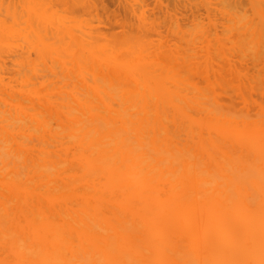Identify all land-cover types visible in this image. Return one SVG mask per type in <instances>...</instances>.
Listing matches in <instances>:
<instances>
[{"label":"bare ground","instance_id":"bare-ground-1","mask_svg":"<svg viewBox=\"0 0 264 264\" xmlns=\"http://www.w3.org/2000/svg\"><path fill=\"white\" fill-rule=\"evenodd\" d=\"M3 1H0V264H264V125L260 118L256 119L259 115H251V110L253 113L258 107H252L256 100L252 98L255 87L249 90V86L245 84L242 87V84L240 89L234 91V76L229 79L223 75L224 66H218L220 70L214 73L208 58L200 64L205 55L198 60V54L194 53L200 47H191L190 50L192 53L194 48L193 53L197 57H190V53L187 55L189 51L185 49L184 56L180 54L184 53L183 50L178 49L180 53L175 51V47L183 40L181 36L180 40L177 39L179 43L176 39L174 42L171 40L173 44L170 46H174V53L180 54L182 58H178L180 55L176 57L172 49L170 52L174 56L170 52L167 55L164 53L166 51L159 54V50L154 47L156 44L152 45L151 50V43L148 46L146 41L151 39L152 42V38H149L152 34L148 39V34L143 36L144 29L136 31L134 28L140 21L134 22L136 26L134 23L131 25L129 19L133 17L128 18L132 27H129L130 30L127 27L129 24H126L124 28L127 27L128 31L125 33L111 31L112 27L119 31L120 25L119 22H116L117 26H114L115 23L107 25L106 20L114 18L116 21L117 15H114L115 12L113 14L112 9H103L104 0L97 3L103 8L96 10L105 11L103 18L106 20L103 22L102 17H86L87 13L84 12L78 15L80 18L82 15L83 19L90 18L94 24L98 21V26L100 21V26L104 27L102 23H106L105 33L104 28L99 31L97 25H91L94 29H90L93 35L89 42L86 40L89 39V29L84 27L89 23L81 20V24L75 20L79 17H71L77 14H72L77 5H70L73 10L68 7L71 11L68 20L71 17V21L79 22L83 25L79 24V28H85L88 34L86 36L85 32L79 31L77 25L73 29L69 27L71 31L76 30L73 35L81 36L80 40L84 37L83 40L87 41V45L81 40V45L76 43L73 47L71 43V47L66 43L67 40L63 42V38L67 39L72 33L57 23L58 16L61 17L63 13L66 17L69 11H61L58 15L57 10L60 11L70 0H64L66 3L57 0V4L44 0L48 5L42 4L45 7L42 10L37 9V1L36 5L32 0L34 9L39 12L47 8L40 19H36L39 13L35 12L36 21L31 19L34 11L27 6H32L30 0L29 4L26 2L28 9L21 5L23 0H8L12 4L7 6H4L6 0L5 4H2ZM16 1L20 4L13 5ZM61 1L62 6L59 3ZM78 1L82 3L84 0H77L79 4ZM91 1L87 7L94 6V1L93 4ZM116 1L112 0L113 4ZM169 1L173 4V0H167V5L171 4ZM182 1L185 0L180 1L183 5ZM215 1V8L216 5L222 6L225 1V4L231 2L224 0L219 5ZM242 1L234 2L236 6L230 2L227 5L237 8L243 7L245 3L246 7L250 4L248 0ZM40 2L43 3L42 0ZM145 2L151 10L149 3L152 2ZM155 2L159 4L162 1ZM260 2L257 3L259 6L262 2L264 4V0ZM203 3L206 4L201 0L202 6ZM140 4L137 6L142 7ZM54 5L56 12H48L49 9L53 11L51 8ZM194 5L196 3L190 6ZM120 6L123 7L122 4ZM187 6L184 10H187ZM125 8L130 12L135 11L129 10L130 6L126 3ZM158 8L156 10H161ZM214 9L211 8V11L218 14ZM106 11L111 14L107 15ZM128 11L119 12L123 15L120 14L122 19L119 24L125 22L122 21L127 18ZM196 12H200V15L204 11L196 6ZM147 13L144 12L147 17L143 13L138 16L136 12L127 15L134 14L136 18H142V23L144 20L153 21L152 18L149 20L151 12ZM165 13L156 17L155 14L151 15L160 27L158 30H161L159 25H174L166 28H176L180 35L182 29L184 35H181L188 42L187 46L192 35L188 38L189 34L206 26L204 22L208 23L207 19L211 16L204 18L206 20L201 23L203 18L198 15L201 20H196L197 23L200 21L198 24L201 27L195 28L198 24L194 22L195 27H191L195 30L190 28L193 21H188V17L191 20L192 16H184L185 20L188 18L189 24L185 30L192 31L186 32L189 33L187 36L184 32L186 25L181 27L183 22L179 21L178 24H181L178 25L176 21L175 24L181 27L179 30L174 23L167 24L168 19L165 17L168 15ZM250 13L242 14L243 17L235 14L238 24L241 21L242 25V20L247 19L245 16ZM218 15L220 17V13ZM230 15L237 18L234 13ZM162 16L166 24L161 23ZM134 18L132 21L137 20ZM259 19L263 20V17ZM228 20L224 23H227L226 26L237 23V20ZM215 21L211 22L215 25ZM33 22L35 26L37 23L36 27ZM153 23L142 28L155 32L157 26ZM248 24L243 23V31ZM218 25L216 27L221 29ZM255 25L251 27L259 29ZM241 27L239 25L237 31L222 28L230 33L236 31V34L229 33L230 36L240 34L241 40L234 35L238 44L234 45L235 39L232 37L229 41L233 44L231 42L230 45L226 39H222V42L219 40L224 44L228 42L226 45L230 47L242 45L247 50L246 54L239 51L242 56H238V51H229L237 54L238 59L234 58L239 62L243 55L242 59L249 56L248 52L250 63L258 53L264 51L263 42L259 39L258 43L263 48H254L257 43V36L254 35L255 39L252 40L256 43L250 47L251 40L248 43L250 49L244 47L242 40L246 38L243 41L247 44V39L251 38L244 34L247 35L251 27L246 28L244 34L238 32ZM172 29L169 31L175 33ZM212 29L209 30L212 32ZM94 30H98V33L94 34ZM140 31H143L142 37L138 34ZM210 31L209 34L206 31L209 37L205 35V38L215 42V36ZM80 32L83 35H79L82 34ZM165 32L162 31V34L167 36L168 32ZM200 32H204V28ZM174 33L170 36H175ZM202 37L201 40H205ZM163 38L161 34L157 37L159 45H162L160 40ZM153 39L156 41L155 37ZM164 40L163 43L167 41ZM185 42L182 44L185 45ZM197 42L192 46L205 44L204 41ZM66 44L70 48L69 52H66ZM207 47L211 49L210 45ZM251 48L255 49L254 52L258 49V53L253 54L255 57L253 51L250 52ZM165 49H168L167 46ZM31 51L36 52V58H32ZM214 51L215 48L210 55ZM226 53H221V57ZM215 54L213 58L219 60ZM262 54L258 57L261 55L259 58L263 60ZM216 59L210 60L216 62ZM220 61L227 65L229 60L220 58ZM251 65V68L255 66L253 63ZM260 65L256 67H262ZM257 68L255 74L261 80L258 73L262 69L258 71ZM252 70L253 76L255 70ZM251 73L245 75L248 77ZM239 77L242 82L243 77ZM248 80L251 81L249 77ZM261 86H256L254 91L260 92ZM260 99L264 100V95ZM259 100L256 102L261 104L262 100ZM263 102L261 107H264ZM253 117L258 121H253Z\"/></svg>","mask_w":264,"mask_h":264},{"label":"rangeland","instance_id":"rangeland-1","mask_svg":"<svg viewBox=\"0 0 264 264\" xmlns=\"http://www.w3.org/2000/svg\"><path fill=\"white\" fill-rule=\"evenodd\" d=\"M0 1H3V0H0ZM4 1H5V0H4ZM4 1H3V3H2V4H5V2H6V5H4V6L9 5V3H10L11 1H12V2H15V0H9L10 2H9L8 0H6L5 2H4ZM17 1H18V0H17ZM17 1H16V4L14 3L13 5H19L20 3L18 4ZM20 1H21V0H19L18 2H20ZM31 1H32V0H30V4L32 5ZM36 1H37V2H36ZM36 1L34 0L33 3L36 2V3L38 4V6H35V7H37V9L40 8V9L42 10L43 8H45V7H43L44 5H45V6L48 5V4H46V2H44V0H42L43 3L40 2L41 0H39V1L36 0ZM49 1H50L51 3H53V4H54V3H56V4L58 3L57 0H55V1H57V2H55L54 0H49ZM52 1H54V2H52ZM59 1H60V0H59ZM63 1H64V0H63ZM63 1L59 2V3H61V6L63 5ZM67 1H69V0H67ZM70 1H71V0H70ZM70 1L68 2V3H70V4L67 3L66 5H63V6H62V9H63V10H62V9H61L60 11L57 10L56 6L54 5L53 8H51L53 11H51V10L49 9L50 11L48 10V12H54V11H55L54 9L56 8V10H57V14L59 15V13H60L61 11H64V12H65V11H68L69 8H70V9L72 8V10H73V7L70 6L72 3L75 4L74 6L77 5V7H76L77 9H75V7H74L75 10H73V13H72V14H74V15H75L76 13H77V14H76L75 16H71V15H72V14H71L70 16H71L73 19H74L76 16H77V18L79 17L78 20L75 18V20H76V21H79V22H81V20H82V22H83L84 20H86L87 24L89 23L90 25H89V24H88V26H87V25H86V26L84 25V27L88 28L89 31H87L85 28H84L85 30H84V29L82 30L83 27H82V28H79V26L82 24V22H81V24H80L79 22H75V20H74V22H73V21H71V19H72L71 17H70V20H68L69 17L67 18V16H69V14H70L69 12H71L70 10L68 11V15H66L67 12H66V14L64 13V14L66 15V17H65V16L63 15V13L61 12V13H62V14H60L61 17L58 16L59 21H57V23H58L59 25L64 26V28H67V29H69V27H70L71 29H73V26L77 25L79 31H83V33L85 32V35H86V36L89 34V35H88V38H89V39H86L88 42H89V40H90V36H91V34L93 33L92 30H90V29H91V27L93 26L94 21L91 20L90 18H87L88 20L85 19V18L88 17V15H89V16L91 15V17H94V18H96V17H99V19H100L101 17L103 18V17H104V16H103V13H105V11H102V12L96 11L97 9L99 10L100 7L103 8V6H104L103 9H106V8H107V9H112L113 14H114V12H115L114 15H117V16L115 17V18H116V21H115L114 18H113V19H110V18L112 17V15H111V17H110V16H107V17H106V18L110 19V21H109V20H106L105 18H103V20L101 19L102 22L104 21V19L106 20V23H107V21H108L107 25H109V24H110V25H113V23H115L114 26H117V23H118V22L121 23V19H122L123 15H122L121 13H119V12L125 13V11H128V10L125 8V3L128 4V5L130 6V8H128V9H129V10L131 9V11H132V9L135 10V11H132V12H134V14H135V12L138 13V16H139V14H141V15H142V13L144 14V12H146V13H147V12H151L150 15H149V16H150V19H149V20H152V19H153V21H146V22H145V20H144V21H143L144 23H142V22H141V21H142V18L140 19V18L138 17V18L140 19V20H139L138 18H136V16H135L134 14H133L132 16H129V17H128V15H131V14H132V12L128 11L127 14H128L129 12H130V13H129L128 15L126 14V17H127V18H125V19H127V20L124 19L122 22H124V21H125V22L122 23V25L118 23V26H119V25L122 26V29H120V26H119V27H118V28H119V29H118L119 31H116L115 27H114L115 30H114L113 27H112L111 31H113V32L115 31V33H116V32H117V33L120 32V34H121L122 31H123L122 33H125L126 31H128V30L126 29L127 27H128V28H129V27L132 28L131 25H132L134 22H137V23H138V21H140V22H141V25H140V22H139V25H137V26H136V24L134 23L135 26H136V28H134V29H135L136 31H138V30H140V29H144L143 31H145V32H144L143 36H144L145 34H148V36H147V38H148L150 34H152L151 36H154V34H157V36H156V35L154 36V37L156 38V41H157V40H158L157 37H160V34H161V36H163V37L165 38V40H167L166 42L169 41L168 43H166L165 40H164V38H163V40H164V42H165V43H163V40H160V42L162 41L161 44H162V45H163V44L165 45V46H162V45H159L158 41L156 42V41L153 39L154 37H151V36L149 37V38H152V42H151V39L148 40L149 38H148V39H147V38H143V40H145V41L148 40V41H146V42H148V43H147L148 46H149V44L151 43V45L149 46L150 48L153 47V46L156 44V46H159V47H158V48H157L156 46H154V47H155V49L159 50L158 53L160 54V53H162V51H166V52H164V53H166L167 55H169V54L171 53V52H170V49L173 50V51L171 50L173 53H174V50H175V49H174V46H172V47L170 46V44H171V45L173 44L171 40H173V42H174V41H176L177 39L180 40V39L182 38L184 41L182 40V41H180V43L178 42V40L176 41V42L179 43V44H182V42H185V41H186L185 38H184V36L181 35V34L184 35V33H182L183 30L181 29V27H182V25H184V24L186 25V26L184 27V32H185V33L188 32V31L190 30V29H188V31H186V30H187L186 27L189 28V27H188L189 24H187V20H188V18H189L188 21H190V22L193 21L192 23L195 22L196 24H198V23H200V21H199L200 18H203L202 20L200 19V20H201V23H203V21H205V20L207 19V17H209V16L211 15V16L207 19V20H209V21H207L208 23H206V21H205V22H204V23H205L204 25H206V26L202 25V26H204V27H202L201 30H195V29H194L193 27H191V26L193 25V26L195 27L196 24H195V23H194V24L190 23V28H192L193 30H195V32L189 31V32H192V33H190V34H189V33H186L187 36H188V34H189L188 38H190V35L192 34V35H191V38H190V42H192V43H191V46H190V49H189V47H188L189 44H190V42H189L188 46L186 45L188 42H187V43L185 42V45H184V43L182 44L183 46L181 45V48H182V49H181V48H178V47H180L179 44H178V47H175V48H177L175 51H178V53H180L181 50L185 49L186 52L189 51V52H187V53H188L187 55H189L190 50H191V47H194V48H195V47H196V48L200 47V48H198L197 50H195L196 48H195V49L192 48L193 51L195 50L194 53L198 54V57H199L198 60H200L201 57H203V56L205 55V56L202 58L203 60H202V59H201L202 61L200 60V64L203 63V62H206V59L208 58V59H209V60L207 59L208 62H209V61H210V63L212 62L213 72H214V71H215V72L217 71L218 66H219V67H223V66H224V67H223L224 69L222 70L223 75H226L227 78H229V79H232L233 76H234V79H233V80H235V82L233 83L234 91L240 89V87H241L242 84H243L242 87H244V85L246 84L245 86H249V88H250L249 90H252L251 88H254V87H255V88L253 89V91H252V92H253V95H252L253 101H254V99L259 100L260 97L262 98V96L264 95V93H263V94L261 93V91L263 92V90H264V89H263V88H264V87H263V86H264V81H263V78H264V77L262 76V75H264V74H261V73H264V71H263V69H264V63H263L264 61H263V60H264V59L262 60V58H259V57H261V55L258 57V55H259V54H262L264 51H262L261 53H258V52H257L258 49H256V52H254V50H255L254 48H256V47H257V48H258V47L261 48V47H262V46H260L261 44L259 45L260 42H263L262 45H263V47H264V39H263V38H264V34L262 33V31H263L262 29H264V25H263V24H264V15H261L262 13H264L263 11H262V13H261V10L264 9V6H263L264 4L262 5V3H263L262 0H261L262 3L260 2V0H252V1H253V4H252V1H249V0H248L247 3L249 2L250 4H249V5L247 4V5H248L249 7H248V6L246 7V5H245L246 3H245V4H243V7H242V6H240V7L237 6V8H234V7L236 6L235 4H236V3H240L242 0H241V1L234 0L233 2H232V0H231V2L229 1L230 4H232V5L234 4V5H235L233 8L228 7L227 4H229V2H228L227 4H225L226 1L223 2L224 0H218V1L216 0L215 2L218 3V4H219L220 2H223V3L225 4V6L223 5V3H222V6H221L220 4H219L220 6L216 5V8H215V6H213V4L215 5L214 0H203V2H206V4L208 3L207 5H206L205 3H203V6H204V7H203L202 4H201V0H200L199 2H198L197 0H196V1L193 0V1H195V2H193V1L190 2V0H185L184 2L187 3L189 6H190L191 4L193 5V3H194V4L196 3V5H194L195 7L190 6L191 8L193 7V9H191L189 6H187V4L185 5V3H184L183 1H182V2H183V5L180 4V1H181V0H180V1H178V0H173V4L169 1L172 5H171V4L167 5V0H166V1H165V0H164V1L161 0V1L164 2V3H162V2L159 0V2H161V3H159V4H157L158 2H155V1H158V0H155L154 2H153V0H150V1L147 0L148 3H149V2H152V4H153V6H152V4L149 3V5H151L150 7L153 8V9L151 8V10H150L149 6H147V4H146V2H145L146 0H145V1H144V0H141L142 2L144 1L142 4H140V3H141L140 0H139V1H140L139 3H138V0H136L137 2L135 1V2L137 3V5H139V4H140V5H143L142 7H141V6H137V5H135V4H134V3H135L134 0H133V2H131V1H129V0H127V1H126V0H122L123 3L120 1L123 7L120 6L121 4H120L119 0H117V1H116L117 3H115V4H118V5L113 4L112 0H111V1L106 0V2H105V0H104L103 3H102V1L100 2V3H102L103 6H101V5L98 4V6H99V7H98V6H97V3H99V0H93V1H94V6L91 5L92 7H94L93 9H92L91 6H90V7H87V5H88V6L90 5V2H89V1H91V0H84L85 2L82 1V3L78 1L79 4L77 3V0H74V1L72 0L73 2H72V1L70 2ZM86 1H87V3H86ZM93 1H91L92 4H93ZM114 1H115V0H114ZM128 1H129V3H132L133 5L129 4ZM171 1H172V0H171ZM175 1H177V2H175ZM187 1H188V2H187ZM208 1H211V2H208ZM236 1H237V2H236ZM21 2H22L21 5H23L24 7L27 5V3L29 4V0H23V1H21ZM26 2H27V3H26ZM38 2H40V3H38ZM64 2L66 3V1H64ZM83 2H84L85 4H83ZM111 2H112V3H111ZM169 2H168V3H169ZM182 2H181V3H182ZM234 2H236V3H234ZM242 2H243V1H242ZM244 2H245V1H244ZM259 2L261 3L260 6L257 4V3H259ZM36 3H35V4H36ZM44 3H45V4H44ZM48 3H49V2H48ZM105 3H106L107 5H106ZM144 3H145L146 6H144ZM178 3H179L182 7H184V8H185V6H187V10H186V9L184 10V8H183V10H182V8L178 5ZM189 3H190V4H189ZM211 3H212V4H211ZM10 4H12V3H10ZM24 4H25V5H24ZM35 4H34V5H35ZM37 4H36V5H37ZM42 4H43V6H42ZM49 4H50V3H49ZM108 4H109V5H108ZM119 4H120V5H119ZM155 4H156V5H155ZM164 4H166V5H164ZM176 4H177V5H176ZM204 4L207 6L208 9H209V7H211V5H212V7H211L212 10L215 8L216 10L214 9V11H217V12H218V8L220 7L221 9L219 8V12H218V14L220 13V17H219V15H218L217 13H216V14H215V12L213 13V11H211V8H210L209 10H208L207 8H205L206 6H205ZM50 5H51V4H50ZM50 5H49V6H50ZM81 5H83V6L80 7ZM105 5H106V7H105ZM157 5H159V6H157ZM161 5H162V6H161ZM226 5H227V6H226ZM237 5H239V4H237ZM241 5H242V4H241ZM244 5H245V7H244ZM254 5H255V6H254ZM257 5H258L259 7H261V8H263V9L259 8ZM261 5H262V6H261ZM27 6H28L29 8H32V10L34 11V14L32 15V18H31V19H33V20H35V21H36V19H38V17H39V19H40V17H41L40 15L42 14V12L44 13V11L47 10V8H46L44 11H41V10L39 9V10H40V12H39L37 9H34L35 7H34L33 5H32V6L27 5ZM27 6H26V8L28 9ZM40 6H41V7H40ZM49 6H47V7H49ZM57 6L59 7V5H57ZM78 6H79V7H78ZM95 6H97V8H96ZM118 6H119V7H118ZM155 6H157V7H155ZM164 6H165V7H164ZM173 6H176L177 8L179 7L180 9L178 8V11H179V10H180V11L182 10L181 13H180V11H179V12H178V11H175V9H177V8H176V7H173ZM196 6H197V8H198V6H199V7L201 8V10L204 11V12H202V14L199 15L200 12H199V13L196 12ZM229 6H230V5H229ZM251 6H252V8H251ZM50 7H51V6H50ZM54 7H55V8H54ZM65 7H66V8H65ZM68 7H69V8H68ZM117 7H118V8H117ZM126 7H128V6H126ZM132 7H133V8H132ZM146 7H148V8H146ZM158 7H159L162 11H161V10H159V11L156 10ZM167 7H168V8H167ZM217 7H218V8H217ZM255 7H256V8H255ZM89 8H91V10H90ZM159 8H158V9H159ZM164 8H166V9H165L166 11H163ZM188 8H190L191 10H195V11H190V9H188ZM202 8H203L204 10H203ZM223 8H225L227 11H226V10H225V11H222V10H224ZM19 9H20V8H19ZM58 9H59V8H58ZM64 9H65V10H64ZM88 9H89L91 12H89ZM107 9H106V10H107ZM117 9H118L119 11H118ZM145 9H147V10H145ZM205 9H206V10H205ZM243 9H244V10H243ZM254 9H256V10L258 9V10H257L258 13L255 12L256 10L254 11ZM29 10H31V9H29ZM32 10H31L30 12L33 13ZM36 10H37V11H36ZM100 10H101V9H100ZM149 10H150V11H149ZM153 10H154V11H153ZM167 10H168V11H167ZM199 10H200V9H198L197 11H199ZM245 10H246V11H245ZM109 11L112 12L111 10H109ZM117 11H118V12H117ZM123 11H124V12H123ZM143 11H144V12H143ZM155 11H158V12L156 13L157 15L155 14ZM183 11H184V12H183ZM205 11H207V13H205ZM221 11H222V13H221ZM35 12H38V13H39L38 16L36 15L37 18H36V16H35ZM55 12H56V11H55ZM74 12H75V13H74ZM81 12L87 13V16H86V17H85L84 14H83V16L85 17L84 19H83L82 15H81V18H80V16H78V15L81 14ZM106 12H107V11H106ZM159 12H160L161 14H163V13L166 12V13H165L166 16L168 15L167 18L165 17V19H168V20H166V21H168L167 24H170V23H171V24H172V23L175 24L176 21H177V24H178L179 21H182V22H183V24H181V22L179 23V24H181V27H180V28H179V26H178L179 24H178V25L175 24V25H176L175 27L178 26V29H179V30L181 29V31H182V32H181V31H178V32H181L180 35L177 34V30H175L176 28H175V29H172V27H174V25H164V27H163L162 25H159V26H161V30H160V29L158 30V28H160V27H158V25L156 24V21L154 22V19H155L156 16H159V15H160ZM176 12L179 13L180 15L177 14ZM189 12H190V13L192 12V14L190 15ZM224 12H225V13H224ZM228 12H229V14H228ZM230 12H231L232 14L234 13V15L237 14V15H239V16H241V17H243L242 14H245V13L249 14V12H251V13H250L251 16H250V15H249V16H248V15H247V16L244 15L245 17H247V19L245 18L247 21H246L245 19L242 20V21H243V22H242V25H243V23H244V24H248V23L250 22L251 24H248V25H247V27H246L247 29H249V28L251 27V25L254 26L255 24H256L255 26H258L259 29H257V27H255L256 29H254V28H252V27H253V26H252L251 29H249V31L247 32V31H246V28H245V29H244L245 32H247L248 34H249L250 31H251V32H250L249 35H248V34H247V35L244 34V33H243L244 31H243V28H242L243 26L241 25V21H240V24H238V23H239L238 20H237V19H238V16L235 15V16H237V18H236V17H234L233 15H230V14H231ZM243 12H245V13H243ZM259 12H260V13H259ZM118 13H119V15H118ZM185 13H187V14L189 13V15H186ZM226 13H227V16H226ZM252 13H253V15H252ZM106 14L109 15V14H111V13L107 12ZM120 14L122 15V17L120 16ZM154 14H155V17H154V16L152 17L151 15H154ZM158 14H159V15H158ZM170 14H171V15H170ZM174 14H175V15H176V14L178 15V16H176L177 18L174 16ZM181 14H184V15H182V16H183V19H184V16H192V17H191V20H190V17H188L187 20H185V19H186V18H185V19H184V21H186V23H185V22L183 21V19H182ZM194 14L197 15V17L195 16V21H194ZM205 14H206V15H205ZM207 14H208V15H207ZM222 14H223V15L225 14V15H224L225 17L221 18V17L223 16ZM254 14H255L256 17L254 16ZM257 14H258V15H257ZM85 15H86V14H85ZM104 15H105V14H104ZM136 15H137V14H136ZM141 15H140V16H141ZM147 15H148V13H147ZM163 15H164V14H163ZM172 15H173V16H172ZM198 15H199L200 18L198 17ZM203 15H204V16H203ZM144 16H146V15L144 14ZM171 16H172V17H171ZM180 16H181V17H180ZM201 16H203V17H201ZM228 16H229V17H228ZM232 16H233V17H232ZM117 17H118V18H117ZM124 17H125V14H124ZM130 17H133V18L135 17L137 20H133V21H132L133 18H130ZM141 17H143V16H141ZM146 17H147V16H146ZM160 17H161V16H160ZM179 17H180V18H179ZM231 17H232V18H231ZM253 17H254V18H253ZM257 17H258V18H257ZM259 17H260V18L263 17V20L259 19ZM35 18H36V19H35ZM120 18H121V19H120ZM128 18L131 19V20L129 19V21H131L130 24L132 23L131 25L129 24ZM135 18H134V19H135ZM144 18H145V17H144ZM151 18H152V19H151ZM163 18H164V17L162 16V20H161V19H159V18L157 17V20H158V21L161 20L162 22H161V21H159V22H161V23L163 24L164 21H165ZM173 18H176V19H173ZM197 18H199V19H198V21H199L198 23H197V20H196ZM204 18H206V19H204ZM225 18L227 19V21H229L228 19L230 18L232 22H233V20H237V23H236V24H238V25H237V28L239 29V25H240V27L242 26V27H241V28H242L241 31L239 30L238 32L243 33V34L245 35V37H251L250 39H247V40H248V41H246L247 44H245V42H244L246 38L243 39L244 41L242 40V42L244 43V44H243L244 47L248 48L249 45H251L250 47H252V44H255V43L257 42V43L255 44V47H254V48H251L252 50H251L250 52L253 51L252 55H253L254 53H255L254 55H256V54L258 53V55H256V56H257L256 58H259L260 60H258V59L255 60L256 58L253 59V58L255 57V56L253 55L254 57H253V56H252L253 58L251 57L253 60L249 63V62H248V61H249V60H248V59H249L248 57L250 56V54H248V52H247V56L249 55V56L247 57L248 59H247V58L242 59V58H244V55H243V57H241V61H240V62H239V60H238V61L236 60V59H238L237 57L241 55V54L239 55V51H240V52L242 51V53L244 52L243 54H246L245 52H246L247 50L245 49V50H246V51H245L244 48H242V45H239L240 47H238V45L234 46L235 43L238 44L237 40H238V39L241 40V37L239 38V35H240V34L235 35V34H236V31H237V28H236V26H235L236 24L234 25L233 23H232V24L229 23V24H228L229 27L226 26L227 23L224 24L225 21H226ZM234 18H236V19H234ZM249 18H251V19H249ZM64 19H66V20H64ZM73 19H72V20H73ZM89 19H90V21H89ZM99 19L97 18V20H99ZM118 19H119L120 21H118ZM171 19L174 20L175 22H174V21L170 22ZM178 19H179V20H178ZM180 19H181V20H180ZM212 19H213V20H212ZM214 19H216V20L219 19V21H218V20L215 21ZM221 19H222L224 22L221 21ZM232 19H233V20H232ZM240 19H241V18H240ZM240 19H239V20H240ZM256 19H257L258 21H257ZM113 20H114V21H113ZM146 20H147V19H146ZM163 20H164V21H163ZM248 20H249V21H248ZM250 20H252V21H250ZM253 20H255L257 23L254 22V23L252 24ZM88 21H89V22H88ZM92 21H93V23H92ZM126 21H128V23H127ZM211 21H212V22L215 21L216 24L214 25V23H212ZM227 21H226V22H227ZM231 21H230V22H231ZM244 21H245L246 23H245ZM259 21H260V23H258ZM261 21H262V23H261ZM67 22H68L69 24H68ZM86 22H84V23H86ZM95 22H97V24H99L98 21H95ZM109 22H110V23H109ZM116 22H117V23H116ZM153 22H154V23H153ZM62 23H63V24H62ZM65 23H67L68 25L66 24V26H65ZM77 23H78V24H77ZM106 23L104 22V23H102V25L105 24V26H106ZM147 23H148V24H147ZM149 23H150V24H149ZM152 23H153L155 26H157L156 29H157L158 32H157V31L152 32V31L146 30L145 27L142 28V27L145 26V25H146V27H149L150 25H152ZM188 23H189V22H188ZM209 23H210V24H209ZM234 23H235V21H234ZM34 24H35V22H33V25H34ZM41 24H42V23H41ZM72 24H74V25H72ZM79 24H80V25H79ZM97 24L95 23L94 25H97ZM126 24H129V25L127 26ZM158 24H160V23H158ZM164 24H166V23H164ZM218 24H219V25L221 24V25L219 26ZM259 24H260V25H259ZM54 25H55V23H54ZM91 25H92V26H91ZM100 25H101V21H100ZM100 25H99V26H100ZM200 25H201V24H198L195 28H198V29H199V28L201 27ZM208 25H209V26H208ZM210 25H211V26H210ZM217 25H218V27H221V29L217 28V27H216ZM223 25H225V26H223ZM230 25H231V27H230ZM233 25H234L235 28L233 27ZM34 26H35V25H34ZM36 26H37V23H36ZM36 26H35V27H36ZM52 26H53V25H52ZM81 26H83V25H81ZM99 26H98V25L96 26V27L99 28V31H100V28H101V29L104 28V32H103V33H105V28H106V27H105V26H104V27H103V26H100V27H99ZM124 26H127V27L124 28ZM138 26H139V27L141 26V28H139ZM167 26H172V27H169V29H168V28H166ZM207 26H208V27H207ZM244 26H246V25H244ZM259 26H260V27H259ZM32 27H33V26H32ZM89 27H90V28H89ZM133 27H134V26H133ZM162 27L165 28L166 30H164ZM205 27L207 28V30H206ZM209 27H210V28H209ZM211 27H213V29H214V31H215L214 33H216L217 31H219V32L216 33V34H214V33H213V29H212ZM214 27H215V28H214ZM224 27H227L226 29H230V28L236 29V31H234L233 29H231V30L235 32L234 35H235V36H238V37H237L238 39L236 40L235 37H234V35H233V36H232V35L230 36V35H229V33H230L229 31L226 32L227 30L222 29V28H224ZM74 28H75V27H74ZM92 28H93V27H92ZM123 28H124V29H123ZM130 28H129V30H130ZM137 28H138V29H137ZM203 28H204V32L201 33L200 31H203ZM76 29H77V27H76ZM93 29H94V28H93ZM170 29H172L173 31L175 30V33H176V34H175L174 32H172V33L175 34V36H173V35L170 36V35L172 34V33L169 31ZM185 29H186V30H185ZM209 29H212V32H211ZM217 29H218V30H217ZM253 29H254V30H253ZM69 30H70V29H69ZM205 30L208 31V32H207L208 34H209V31H210L211 34H213L212 36H215V40H216L215 42H217V45H216V43L213 42V41H207V39H208L209 36H208V34L206 35V31H205ZM223 30H224V31H223ZM252 30H253V31H252ZM256 30H257V33H256ZM261 30H262V31H261ZM74 31H76V30H74ZM74 31H71V30H70V32L72 33V35H71V34H70V36L68 35V36H67V39H65V40H64V38H63V42L67 40L66 43H69V46H70V47H71V45H72V47H73L74 45H76V43H77L78 45H81V44H82V43H81V40H83V38H84V37H83V38L80 40L79 37H81V36H78V35H76V34L73 35V32H74ZM86 31L88 32V34H87ZM90 31H91V32H90ZM94 31H96L94 34L98 33V32H97L98 30H94ZM101 31H103V30H101ZM111 31H110V32H111ZM143 31H142V32H143ZM147 31H149V32H147ZM160 31H161V32H160ZM162 31H163V33H164L165 31L168 32V33L165 32V34H166V33H167L168 35H169V33H171V34L169 35V37H167L168 35H167V36L163 35V34H162ZM197 31H198V32H197ZM222 31H223V32H222ZM113 32H112V33H113ZM142 32L140 31V32H138V34H141ZM221 32H222L223 34H222ZM234 32H231L230 34H232V33H234ZM238 32H237V33H238ZM74 33H75V32H74ZM80 33H82V32H80ZM83 33H82V34H79V35H83ZM153 33H154V34H153ZM158 33H160V34H158ZM194 33H195V35H194ZM199 33H201V34H199ZM251 33H252V35H251ZM255 33H256V34H255ZM218 34H219V35H218ZM220 34H222L223 36L225 35L226 37L229 36L230 38H228V37L226 38L225 36L223 37V36L220 35ZM243 34H241V35H243ZM258 34H259V35H258ZM85 35H84V36H85ZM92 35H93V34H92ZM158 35H159V36H158ZM176 35H177V36H176ZM193 35H194V36H193ZM201 35H204V37H202ZM205 35L208 36V37L205 38ZM254 35L257 36V37L259 36L260 38H259V37H258V38L256 37V39H255V38H254V37H255ZM261 35H262V36H261ZM178 36H179V38H178ZM180 36H181V38H180ZM212 36H210V37H212ZM70 37H73L72 40L75 39L76 41L74 40V42H73V41L70 39ZM141 37H142V34H141ZM166 37H167L168 39H166ZM170 37H172V38H170ZM174 37H175V38H174ZM201 37H202L203 39H205L206 41H205V40H201ZM231 37H232L233 39H235V41H233V42H234V45H231V46H233V47H230V46H229V45L231 44V42H232L231 40L229 41V39H232ZM65 38H66V36H65ZM77 38H78V39H77ZM85 38H86V37H85ZM161 38H162V37H161ZM199 38H200V39H199ZM219 38H220L221 42H222V39H223V40L226 39L225 41L228 40V42H230V43L226 42V44L228 43L229 45H226V44H224V43H221L220 40H219ZM242 38H244V37L242 36ZM253 38L255 39L256 42H255L254 40H252ZM175 39H176V40H175ZM196 39H199V40H197V41H199V43L204 41L205 44H200V45L197 44L198 46H197V45H196V46H194V45L192 46V44H193L194 42H197ZM209 39L211 40V38H209ZM259 39H261L262 41L260 40V42H259ZM68 40H71V42H68ZM86 40H85V39L83 40V44L86 43V45H87V41H86ZM188 40H189V39H188ZM200 40H201V41H200ZM213 40H214V37H213ZM240 40H239V41H240ZM251 40H252V41H251ZM90 41H91V40H90ZM149 41H150V42H149ZM153 41L156 42V43H153ZM249 41H251V44L248 45ZM253 41H254V42H253ZM72 42H73V43H72ZM176 42H175V43H176ZM204 42H203V43H204ZM208 42H209V43H208ZM233 42H232V44H233ZM258 42H259V43H258ZM70 43H71V45H70ZM79 43H81V44H79ZM157 43H158V44H157ZM177 43H176V44H177ZM197 43H198V42H197ZM207 43H208V44H207ZM210 43H211V44H210ZM212 43H213V44H212ZM239 43L241 44V41H240ZM63 44H64V43H63ZM152 45H153V46H152ZM174 45H175V44H174ZM201 45H202V47H201ZM204 45H206V46H204ZM207 45H208V46L210 45V48H211V49H209V47H207ZM219 45H220V46H219ZM225 45H226V47H225ZM64 46H65V45H64ZM67 46H68V45L66 44V47H67ZM69 46L67 47L66 52H69V50H70ZM166 46H167V48H168V49H167V50H168V53H167V50L165 49ZM169 46H170L171 48H169ZM218 46H219V47H218ZM253 46H254V45H253ZM66 47H65V49H66ZM160 47H161V48L163 47V49H160ZM187 47H188V48H187ZM217 47H218V48H217ZM229 47H230V48H229ZM263 47H262V48H263ZM202 48H203V49L205 48V50H204L205 53H204V51H202V50H203ZM214 48H215V51H216V52H215V51H214V52H215L216 54L213 53V55H212V54L210 55V52H211L212 49H214ZM223 48H225V49H223ZM226 48H227V50H226ZM235 48H236L237 50H235ZM164 49H165V50H164ZM178 49H179L180 51H179ZM188 49H189V50H188ZM208 49H209V50H208ZM216 49H217V50H216ZM221 49H222V50H221ZM229 49H231V50L234 51V52L238 51V52H237V53H238V56H237L236 53H234V54L232 53V54H233V55H232V54L230 53L231 50L229 51ZM248 49H250V48H248ZM151 50H153V48H151ZM157 50H156V51L154 50V51L157 53ZM220 50H221V51H220ZM223 50H224V51H223ZM183 51H184V50H183ZM185 51H184V53L181 52L180 54L184 56V54H186ZM193 51H192V53H193ZM217 51H218V52L220 51L219 54H218ZM226 51H228L227 53H228V54L230 53L232 56H231V55H227V56H228V58H227V56H226V54H227ZM232 51H231V52H232ZM260 51H261V49H259V52H260ZM31 52H32V53H31L32 58H36V56H37V55L35 54L36 52H35V51H34V52L31 51ZM169 52H170V53H169ZM202 52H203V54H202ZM250 52H249V53H250ZM192 53H190V55H189L190 57H191V55H194V56L196 55V54H194V53L192 54ZM199 53H201V54L199 55ZM221 53H222V54H223V53H226V54L222 55V57H221V55H220ZM162 54H163V53H162ZM166 54H164V55H166ZM171 54H172V53H171ZM174 54H175L176 57L180 55V54L178 55L176 52H175ZM214 54H215L216 57L219 56V58H218L219 60H217L216 58H213ZM172 55H173V54H172ZM181 55H180L178 58H182L183 56L181 57ZM262 55H264V54H262ZM155 56H156V54H155ZM155 56H154V57H155ZM157 56H158V54H157ZM173 56H174V55H173ZM229 56H230L232 59L229 58ZM241 56H242V55H241ZM196 57H197V55H196ZM205 57H206V58H205ZM234 57H235L236 59H235ZM192 58H193V56H192ZM204 58H205V59H204ZM220 58H221V60L224 59L225 61H228V60H229V61L227 62V65H229V64H230V61H231V64H230L231 66H229V67H232V66H233V68H229V67L226 65L225 61H222V62L225 63L224 65H223V63H219V62H221V61H220ZM251 58H250V60H251ZM210 59H216V60H215L216 62H214V60H210ZM218 61H219V62H218ZM242 61H244V62H242ZM262 61H263V62H262ZM217 62H218V63H217ZM233 62H235V63H233ZM252 63L255 64V66L253 65V68L250 67V66H252V65H251ZM241 64H242V65L244 64L245 66H244V65L241 66ZM247 64H249L250 66H248ZM260 64H262V67L257 68L258 66H261ZM202 65H203V64H202ZM213 65H215V66H213ZM216 65H217V66H216ZM220 65H222V66H220ZM225 65L227 66V68H226ZM246 65H247L248 67H247ZM235 66H236V67H235ZM256 66H257V67H256ZM214 67H215V68H214ZM237 67H238V68L240 67L239 69L242 71L241 73H243V74L240 73V70L237 69ZM249 67H250L251 69H250ZM255 68H257L258 71H259L260 69H262V71H261V70L259 71V72H261V73H258V77H259V78H260L259 74L261 75V80H258L257 75L255 74L256 71H257V70H255ZM214 69H216V70H214ZM227 69H229L230 71H228ZM236 69H237V70H236ZM252 69H253V70H252ZM218 70H220V69H218ZM233 70H234V71H233ZM251 70H252L253 72H254V70H255V72H254V74L256 75L255 77H254V74H253V76H252ZM156 72H157V73H160L161 71H156ZM215 72H214V73H215ZM231 72H233V73L236 74V75L232 74ZM235 72H236V73H235ZM163 73H164V72H163ZM245 73H247V74H250V73H251V75L248 76L249 79H250L251 81L248 80V77L246 76L247 74L245 75ZM239 76H242V77H243V78H242V82H243V83L240 82L241 77H239ZM237 77H238V78H237ZM262 77H263V78H262ZM236 81H237L238 83H236ZM239 82L241 83L240 85H239ZM248 82L250 83V85H247ZM252 84H253V86H252ZM254 84H255V86H254ZM261 85H262V86H261ZM169 86H170V85H169ZM251 86H252V87H251ZM256 86H257V87H258V86H261V87H259L260 92H259V91H258V92L254 91V90L257 89ZM260 88H261V89H260ZM255 92H256V93H260V94H262V95H259V94L255 95V94H256ZM224 99H225V98H224ZM225 100H226V99H225ZM256 100L253 102L254 106H252V107H253V108H254V107L256 108V105H258V107L256 108V111L253 112V113H252V110H253V109H252V107H251V109H252V110H251V115H256V116L259 115L256 119L260 118V119H261V123H263V125H264V120H263V119H264V117H263L264 115H263V116L260 115V114H262V113L264 114V111L262 112V109H263L264 107H261V106H262V101H264V100H263V99H260V100H262V101L259 100V101L261 102V104L258 103V102H256ZM263 106H264V102H263ZM255 108H254V109H255ZM259 108H262V109L259 110ZM257 110H259V111H257ZM262 117H263V118H262ZM256 119H255V117H253V121L256 120ZM260 119H259V120H260ZM257 121H258V120H256V122H257ZM262 121H263V122H262Z\"/></svg>","mask_w":264,"mask_h":264}]
</instances>
